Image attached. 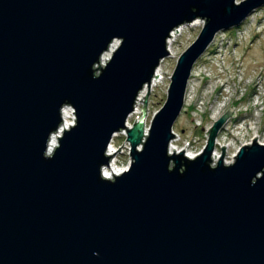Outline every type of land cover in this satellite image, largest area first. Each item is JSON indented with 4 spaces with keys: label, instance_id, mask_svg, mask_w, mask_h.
Masks as SVG:
<instances>
[{
    "label": "water",
    "instance_id": "water-1",
    "mask_svg": "<svg viewBox=\"0 0 264 264\" xmlns=\"http://www.w3.org/2000/svg\"><path fill=\"white\" fill-rule=\"evenodd\" d=\"M263 5L0 0V264H264V144L256 137L229 165L223 146L214 166L218 132L236 115L229 109L201 154L170 152L195 64L218 32ZM198 19L146 133L168 40ZM65 106L75 120L53 143ZM123 129L131 165L108 179V146Z\"/></svg>",
    "mask_w": 264,
    "mask_h": 264
},
{
    "label": "rangeland",
    "instance_id": "rangeland-1",
    "mask_svg": "<svg viewBox=\"0 0 264 264\" xmlns=\"http://www.w3.org/2000/svg\"><path fill=\"white\" fill-rule=\"evenodd\" d=\"M240 1L242 0H237L238 3ZM196 22V25L184 26L171 45L170 56L161 64L162 79H159L158 84L150 89L148 94V129L153 116L166 102L171 76L179 57L202 30L203 21L198 19ZM236 29L242 31H238L237 36ZM223 31L232 36H229L228 42L221 40V44H218L216 50L220 48L222 51L211 60L200 58L196 63L188 84L184 110L173 128L176 137L171 147L180 152L189 147L191 151L200 145V140L207 139L208 143V129L210 130L229 109L235 110L234 112L237 110L238 119L224 127L225 123L235 116L229 117L216 137L219 140L217 162L223 154L222 147L229 145V151L225 154L228 161H225V155L223 157L224 163L229 165L235 161V156L244 145L253 143L255 135L260 137L257 142L264 144V82L260 86V82L264 81V5L255 9L239 26ZM223 31L215 35L210 45L216 42L219 36H224ZM144 101L145 98L140 102L138 111L129 116L130 124L133 125L141 116ZM123 141V137L116 138L115 146H121ZM123 156H118V164L126 162ZM217 162L212 164L216 166Z\"/></svg>",
    "mask_w": 264,
    "mask_h": 264
},
{
    "label": "built area",
    "instance_id": "built-area-1",
    "mask_svg": "<svg viewBox=\"0 0 264 264\" xmlns=\"http://www.w3.org/2000/svg\"><path fill=\"white\" fill-rule=\"evenodd\" d=\"M196 22V21H195ZM194 22V23H195ZM204 23V22H203ZM189 25H194L193 23L192 24H189ZM185 26V25H184ZM184 26H182V27H179L178 29H176L175 31H173L172 32V36H171V38L168 40V42H169V49H170V54H171V45H172V43H171V41H172V39L173 38H175V35L176 34H178L177 36H179L180 34H181V32H182V29L184 28ZM238 31H241V29H236L235 30V32H236V35L235 36H237L238 34H239V32ZM225 32H227V31H223L222 33H225ZM232 32V31H231ZM242 32V31H241ZM222 35H224V36H219L218 37V39L216 40V42H214L212 45H210L209 46V48L206 50V53L201 57V59H203V60H207V59H210L211 60V58H215V55H217V53L219 54L220 53V48L218 49V50H216V48H218L219 46H218V44H221V40H223V41H227L228 42V38H229V36H230V34H229V32L228 33H225V34H222ZM232 36V35H231ZM230 36V37H231ZM223 45H225V42L223 43ZM219 51V52H218ZM222 51V50H221ZM162 64V63H161ZM195 66H196V64H195ZM195 66H194V68H195ZM159 70L161 71V66L159 67V69H158V71H157V76L152 80V83H151V85H150V89H153L157 84H158V81H159V79L161 80L162 78H161V72L160 73H158L159 72ZM194 70V69H193ZM193 72V71H192ZM192 75H193V73H192ZM192 75H191V78H192ZM191 80V79H190ZM263 82L264 81H261L260 82V86H262V84H263ZM148 90H149V86H146L145 87V89L141 92V94L139 95V97H138V99H137V104H136V106H135V110H134V112L132 113V114H134V113H136L137 111H138V106H139V104H140V102L142 101V100H144V97L146 96V92L148 93ZM142 99V100H141ZM141 100V101H140ZM259 100V99H258ZM235 111V110H234ZM131 114V115H132ZM130 115V116H131ZM140 118V117H139ZM139 118L136 120V121H138L139 120ZM238 119V111L236 110V115H235V117L234 118H230L226 123H225V126L224 127H226V126H229V124H232V122H234V121H236ZM74 120H75V118H74ZM239 124V123H238ZM132 124H130V121H129V118H128V120H127V122H126V127L127 128H132ZM244 125H241V127H243ZM147 131H148V123H147V120H146V126H145V132L147 133ZM208 131H209V129H208ZM207 131V132H208ZM237 131H240V130H237ZM175 135H176V133H175ZM119 137H123L124 138V141H123V144L121 145V146H115L116 144H115V139L116 138H119ZM127 137H128V133H127V130L126 129H123V130H121L120 132H117V133H115L114 134V136H113V138H112V140H111V142H110V144H109V146H108V151H107V154L108 155H113L112 156V159H111V161H110V163H109V166H104L103 167V169H102V171H103V175H104V177L105 178H108V179H113L114 178V175L115 176H118V175H121L122 173H124L125 171H127L129 168H130V165H131V157H130V153H131V144H130V142L127 140ZM255 138L257 137V139H259L260 137L258 136V135H255L254 136ZM253 137V138H254ZM175 139V138H174ZM173 139V140H174ZM173 140L171 141V143H170V152L171 153H173L174 152V149L175 148H173V147H171V146H173L174 145V142H173ZM218 139H216V144H215V148H214V151H213V153H212V158H213V162L214 163H216L217 162V160H218V158H219V156H217L216 157V154H218V151H217V149H218V145H219V140L217 141ZM176 141H177V139H176ZM199 142H201L200 143V145H198V146H196V148H195V150H189V147H187V149H186V147L185 148H183V149H185L186 150V155L187 156H189V157H191V158H195L196 156H198L201 152H202V150L203 149H205V147H206V145H207V139H206V141H199ZM244 142V141H243ZM189 143V145H190V142H188ZM120 147H121V149H120ZM200 147H203L202 149L200 148ZM141 148V147H140ZM120 149V150H119ZM119 150V151H118ZM228 151H229V145L226 147V149H225V154L226 153H228ZM175 152H180V150H177V149H175ZM124 155V156H123ZM118 156H123L124 158H125V160H126V162L125 163H121V164H118L119 163V160H118ZM233 159H234V157H233ZM225 161L227 162L228 161V159H226V155H225ZM231 162V161H230ZM112 163H114L115 164V166H110Z\"/></svg>",
    "mask_w": 264,
    "mask_h": 264
},
{
    "label": "bare ground",
    "instance_id": "bare-ground-1",
    "mask_svg": "<svg viewBox=\"0 0 264 264\" xmlns=\"http://www.w3.org/2000/svg\"><path fill=\"white\" fill-rule=\"evenodd\" d=\"M198 24V22H195L194 25ZM177 35H175V38H177ZM175 38L172 39L171 43H173L175 41ZM117 44H113V46L110 47V50L107 51L104 56H103V61H107L112 52L114 51L115 49V46ZM161 71L159 70L158 73H160ZM62 115H63V122H62V125L60 126V129L53 134L52 138H51V142L55 143L57 140H58V137L64 132V129H67L70 125L73 124V118H74V112H73V109L69 106H65L63 108V111H62ZM218 156V154H216V157ZM110 166H115L114 163H112Z\"/></svg>",
    "mask_w": 264,
    "mask_h": 264
}]
</instances>
